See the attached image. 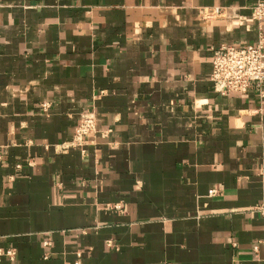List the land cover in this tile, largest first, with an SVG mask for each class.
I'll return each mask as SVG.
<instances>
[{"label": "crops", "instance_id": "crops-1", "mask_svg": "<svg viewBox=\"0 0 264 264\" xmlns=\"http://www.w3.org/2000/svg\"><path fill=\"white\" fill-rule=\"evenodd\" d=\"M256 1L0 0L1 264H264V97L209 80Z\"/></svg>", "mask_w": 264, "mask_h": 264}, {"label": "built area", "instance_id": "built-area-1", "mask_svg": "<svg viewBox=\"0 0 264 264\" xmlns=\"http://www.w3.org/2000/svg\"><path fill=\"white\" fill-rule=\"evenodd\" d=\"M251 16L257 22L264 17V2L257 0L251 8ZM256 41L251 44L244 45H220L212 49V70L209 80L213 89L220 95L231 93H245L250 89L264 97L262 84L264 81V33L262 28L258 27ZM48 103H43L42 108L46 110ZM96 117L92 110H86L80 117L72 136L71 145H82L83 138L89 134H95ZM106 136V131L102 133ZM84 152V150H82ZM261 170H264V157L261 160ZM219 192L218 187L210 190L211 195ZM258 212L264 222V199L253 208ZM109 244V243H108ZM45 248L51 246L49 238L42 241ZM256 249V246L254 247ZM16 251L12 247H0V264L3 257L13 261ZM44 254L43 258H47Z\"/></svg>", "mask_w": 264, "mask_h": 264}]
</instances>
